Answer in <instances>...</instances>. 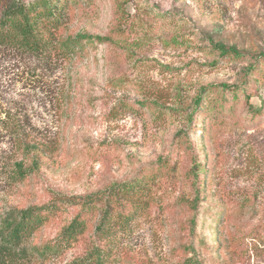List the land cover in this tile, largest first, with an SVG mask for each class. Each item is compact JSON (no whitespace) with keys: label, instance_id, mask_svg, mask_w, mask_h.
<instances>
[{"label":"rangeland","instance_id":"rangeland-1","mask_svg":"<svg viewBox=\"0 0 264 264\" xmlns=\"http://www.w3.org/2000/svg\"><path fill=\"white\" fill-rule=\"evenodd\" d=\"M83 1L68 10L63 35L112 39L89 48L86 60L42 63L0 51V215L47 205L55 195L103 190L162 157L177 159L183 171L190 166L188 139L203 164L212 160L217 169L215 190L196 215L195 236L191 214L176 205L160 212L159 220L138 224L131 242L136 256L125 264H175L173 251L186 245L201 259L223 257L210 256L201 241L213 244L216 233L231 239L238 228L249 233L264 216V123L246 132L221 129L216 137L212 121L195 126L188 112L201 87L242 83L247 65L221 58L212 45L264 52V0ZM76 80L79 95L65 102ZM252 93L259 108L264 93ZM238 112L247 115L243 104ZM36 148L43 150L38 168L17 180L16 165L30 168ZM220 202L233 210L243 206L245 214L233 212L222 225L216 220ZM60 220L26 246L53 238ZM81 252L77 247L48 264H66ZM250 252L241 264H264V249Z\"/></svg>","mask_w":264,"mask_h":264},{"label":"trees","instance_id":"trees-1","mask_svg":"<svg viewBox=\"0 0 264 264\" xmlns=\"http://www.w3.org/2000/svg\"><path fill=\"white\" fill-rule=\"evenodd\" d=\"M83 2L0 0V51L30 56L42 63L86 60L89 48L106 44L112 39L85 33L63 35L68 10ZM210 49L223 59L243 63L247 67L239 86L223 84L201 87L188 112L191 123L197 126L200 120L212 121L218 128L216 137L221 129L228 128L225 130L227 133H237L262 125L264 96H260L262 104L259 108L252 105L251 99L252 90L259 95L264 93V52L246 54L226 45H212ZM69 76L74 75L70 73ZM77 82L74 89L66 90L65 102L74 101L79 95ZM253 86L259 89H250ZM241 104L247 109L245 116L238 112ZM147 108H152V104L149 103ZM185 144L184 153L190 166L183 171H180L177 159L162 157L142 166L132 178L114 182L89 195H55L47 205L9 209L0 215V264H48L53 260L58 261L77 247H81L82 252L66 264H125L128 258L136 256L131 242L138 224L144 220L157 221L162 218L160 212L173 210L176 205L186 208L191 214L188 222L195 236L196 215L215 190L212 185L217 177V169L212 160L205 159L203 164L191 141L186 139ZM36 150V160L30 168H25L21 163L16 165L14 176L17 180H24L38 168L43 150ZM172 197H176L175 203H171ZM250 205L255 208L253 203ZM72 211L76 212L70 220L65 221L64 216ZM236 211L237 216L245 214L243 206L233 210L220 202L216 220L223 225L233 212L237 214ZM58 220L62 221V225L53 238L39 245L26 246L44 228ZM201 246L210 256L213 253H223L224 256L201 259L193 245H186L173 251L178 257L175 264H241L249 257L250 250L254 253L264 249V216L249 233L238 228L237 234L224 241L216 233L213 244L207 245L201 241ZM190 253L194 255L189 257ZM155 264L174 263L166 261Z\"/></svg>","mask_w":264,"mask_h":264}]
</instances>
